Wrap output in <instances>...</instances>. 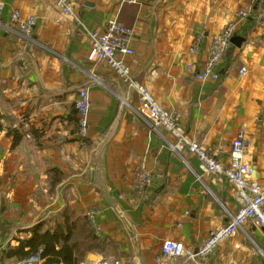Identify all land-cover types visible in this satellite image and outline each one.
I'll list each match as a JSON object with an SVG mask.
<instances>
[{"label":"crops","instance_id":"0c3cea01","mask_svg":"<svg viewBox=\"0 0 264 264\" xmlns=\"http://www.w3.org/2000/svg\"><path fill=\"white\" fill-rule=\"evenodd\" d=\"M69 1L67 16L55 0H0V236L16 245L32 227L67 216L76 222L73 240L87 250L80 261L153 264L165 240L195 254L228 222L226 210L237 211L233 188L224 176L203 173L185 148L173 150L169 132L151 129L137 94L89 58L83 28L102 29L116 16L130 30L134 78L223 162L242 131L244 158L264 185V0ZM247 7L252 12L238 18ZM12 9L35 17L31 36L11 26ZM228 22L244 41L224 51L217 80H195L187 65L203 64L210 39ZM197 37L200 48L190 53ZM83 88L91 107L79 137L75 101ZM139 171L150 174V186L136 182ZM90 209L98 210L92 232ZM171 264H264V234L246 224L204 257Z\"/></svg>","mask_w":264,"mask_h":264},{"label":"built area","instance_id":"2783aa9c","mask_svg":"<svg viewBox=\"0 0 264 264\" xmlns=\"http://www.w3.org/2000/svg\"><path fill=\"white\" fill-rule=\"evenodd\" d=\"M55 3L65 15L72 14V5L69 0H55ZM2 5L0 4V11ZM252 12L250 7L240 9L236 16L245 18ZM11 26L27 35L31 36L35 27V17L24 16L18 9H12L9 14ZM260 23L264 26V12L258 16ZM12 29V28H11ZM89 42V58L95 63L104 64L114 76L125 84L127 91H134L140 103L147 111L151 129L154 131L165 130L175 139L174 143H168L173 149L185 148L198 162V167L203 173L219 174L224 176L233 188V197L238 206L237 211L232 213L226 210L228 222L210 231L208 237L203 240L197 252L193 254L184 248L182 243L165 240L155 258L153 264H171L173 258L185 256L187 259L204 257L213 247L236 233L244 231L246 224L260 229L264 234V185L255 176L252 164L245 160L246 140L243 132L240 131L232 139L228 151L227 161L223 162L218 158L216 151L209 150L201 143L189 138L182 128L176 112L167 111L153 97L150 91L142 83L138 82L131 73L127 63V57L133 54V48L129 42L130 30L121 24L116 16L105 19L102 29H86ZM234 33V23L228 22L221 31L214 35L207 47L206 59L199 67L188 64L187 69L192 73L195 80L207 81L217 80L218 60L224 51L230 46V39ZM200 48V39L194 38L189 48L190 53H196ZM243 73V70H240ZM91 101L87 89H79L75 101L77 135L83 137L88 128V116ZM199 180L200 175L195 174ZM136 182L140 187H148L152 184V178L146 171H139L136 174ZM86 218L90 226L98 230V210L90 209L86 211ZM7 239L0 236V257L7 245ZM41 249H38L26 257L8 264H41L44 260L41 256ZM0 264H5L0 262ZM79 264H126L117 259L106 257H96L81 261Z\"/></svg>","mask_w":264,"mask_h":264},{"label":"trees","instance_id":"16d2710c","mask_svg":"<svg viewBox=\"0 0 264 264\" xmlns=\"http://www.w3.org/2000/svg\"><path fill=\"white\" fill-rule=\"evenodd\" d=\"M12 132H14L13 143L15 144L17 131ZM85 220L92 232L93 229L86 217ZM75 228L76 222L67 216H64L61 222L44 230L38 229V225H36L32 227L28 236L17 239L16 245H6L0 262L4 263V259L11 258L14 261L20 260L41 249V256L44 259L41 264H79L87 250L84 246L80 248L79 243L73 240ZM82 234L84 237L86 232L83 231ZM86 237H91L89 230H87Z\"/></svg>","mask_w":264,"mask_h":264},{"label":"water","instance_id":"95a60500","mask_svg":"<svg viewBox=\"0 0 264 264\" xmlns=\"http://www.w3.org/2000/svg\"><path fill=\"white\" fill-rule=\"evenodd\" d=\"M243 41H244V39L242 37H239V36H232L230 39V43L236 47H240V45L242 44Z\"/></svg>","mask_w":264,"mask_h":264},{"label":"rangeland","instance_id":"374dc122","mask_svg":"<svg viewBox=\"0 0 264 264\" xmlns=\"http://www.w3.org/2000/svg\"><path fill=\"white\" fill-rule=\"evenodd\" d=\"M6 261H7V262H6ZM4 263H5V264H8V260L4 259Z\"/></svg>","mask_w":264,"mask_h":264}]
</instances>
